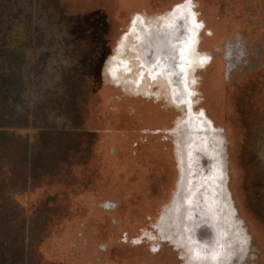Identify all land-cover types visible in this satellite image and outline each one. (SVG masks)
I'll return each instance as SVG.
<instances>
[{"label": "rangeland", "instance_id": "rangeland-1", "mask_svg": "<svg viewBox=\"0 0 264 264\" xmlns=\"http://www.w3.org/2000/svg\"><path fill=\"white\" fill-rule=\"evenodd\" d=\"M182 11L175 104L136 32ZM192 119L225 176L207 262L264 264V0H0V264H200L170 213Z\"/></svg>", "mask_w": 264, "mask_h": 264}, {"label": "flooded vegetation", "instance_id": "flooded-vegetation-1", "mask_svg": "<svg viewBox=\"0 0 264 264\" xmlns=\"http://www.w3.org/2000/svg\"><path fill=\"white\" fill-rule=\"evenodd\" d=\"M188 29L190 30L191 27L186 22L185 13L182 11L180 16L178 15L173 20L172 24L167 23L163 25L160 31L151 30L148 31L147 35H142L141 31L143 29L136 32V40L138 42L137 56L149 75L167 80L171 88L172 100L175 104L188 103L186 101L187 92L184 90L181 82V77L184 75L181 70L184 68L182 62L185 47L188 44L186 35V30ZM150 84H147V92L150 86H152ZM173 203L174 205L170 213L172 224L177 233V240L188 247V253L194 256V261L200 264H209L207 260L212 258L205 256L202 251V245L196 244L191 235L186 234L187 232L179 230L178 227H183V224L187 226V224L184 222L183 216L181 217L177 213L175 200ZM180 221H182V226ZM218 261V264H222L221 260Z\"/></svg>", "mask_w": 264, "mask_h": 264}, {"label": "bare ground", "instance_id": "bare-ground-1", "mask_svg": "<svg viewBox=\"0 0 264 264\" xmlns=\"http://www.w3.org/2000/svg\"><path fill=\"white\" fill-rule=\"evenodd\" d=\"M151 30L152 29H143L141 31L142 35H147L148 31ZM201 123H203L202 119H192L188 124L190 129L188 128L184 132L182 131L183 139L187 131H193L196 128H203V125L200 126ZM183 149L184 146L181 151L182 156H184ZM211 174L214 175L213 172H211ZM211 174L210 177H206V188L207 186L209 187L203 195L197 194L193 196V191H191L193 199L190 198L186 200L183 197H179L180 194H177L175 198L176 211L181 217L183 216L184 222L187 224V226H184L183 224V227H178L179 230H183L184 232H187L186 234L191 235L196 244H201L202 251L208 258H212L214 254L213 251H218L219 247L223 246L222 236L225 237L226 233L222 230L221 226H223V223L225 222L223 218L225 217L227 211L225 195L222 190H220V186H217L220 184L219 180L216 179L217 177H212ZM184 180L185 179L181 177L179 190H181ZM215 192L217 196H214ZM180 223L182 226V221H180Z\"/></svg>", "mask_w": 264, "mask_h": 264}, {"label": "water", "instance_id": "water-1", "mask_svg": "<svg viewBox=\"0 0 264 264\" xmlns=\"http://www.w3.org/2000/svg\"><path fill=\"white\" fill-rule=\"evenodd\" d=\"M202 133L201 128H196L193 131H187L184 136L185 180L182 183L179 197L186 200L193 199V196L197 194L203 195L207 191L209 186L206 188V177H210L211 172L214 173L211 176L217 177L216 179L221 183V185L216 183L217 186H222L225 183L224 170L222 167H218L219 157L216 152L207 150L203 140L204 134ZM191 191H193V196ZM214 196H217L216 192Z\"/></svg>", "mask_w": 264, "mask_h": 264}, {"label": "trees", "instance_id": "trees-1", "mask_svg": "<svg viewBox=\"0 0 264 264\" xmlns=\"http://www.w3.org/2000/svg\"><path fill=\"white\" fill-rule=\"evenodd\" d=\"M3 261H4V259L2 260V262H3ZM2 262H1V264H4L5 261H4L3 263H2Z\"/></svg>", "mask_w": 264, "mask_h": 264}]
</instances>
